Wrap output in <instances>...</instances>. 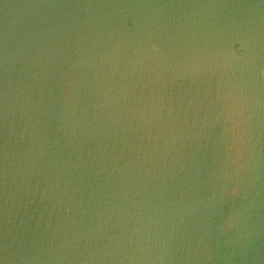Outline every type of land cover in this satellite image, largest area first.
I'll use <instances>...</instances> for the list:
<instances>
[{"label":"water","instance_id":"95a60500","mask_svg":"<svg viewBox=\"0 0 264 264\" xmlns=\"http://www.w3.org/2000/svg\"><path fill=\"white\" fill-rule=\"evenodd\" d=\"M0 264H264V0H0Z\"/></svg>","mask_w":264,"mask_h":264}]
</instances>
